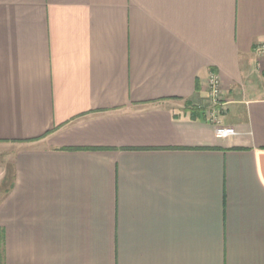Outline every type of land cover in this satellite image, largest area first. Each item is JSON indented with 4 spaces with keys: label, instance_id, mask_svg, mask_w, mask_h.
Segmentation results:
<instances>
[{
    "label": "crops",
    "instance_id": "crops-1",
    "mask_svg": "<svg viewBox=\"0 0 264 264\" xmlns=\"http://www.w3.org/2000/svg\"><path fill=\"white\" fill-rule=\"evenodd\" d=\"M259 44L264 0H0L5 264H264Z\"/></svg>",
    "mask_w": 264,
    "mask_h": 264
},
{
    "label": "built area",
    "instance_id": "built-area-1",
    "mask_svg": "<svg viewBox=\"0 0 264 264\" xmlns=\"http://www.w3.org/2000/svg\"><path fill=\"white\" fill-rule=\"evenodd\" d=\"M256 52L264 56V44L256 47ZM208 89L213 109H206V114L215 124L216 135L219 138H227L235 133V128L231 125L224 124L220 117V111L224 109V92L222 88L221 77L218 73L211 72L208 78ZM220 109V110H219Z\"/></svg>",
    "mask_w": 264,
    "mask_h": 264
},
{
    "label": "rangeland",
    "instance_id": "rangeland-1",
    "mask_svg": "<svg viewBox=\"0 0 264 264\" xmlns=\"http://www.w3.org/2000/svg\"><path fill=\"white\" fill-rule=\"evenodd\" d=\"M13 149V146L9 144L0 145V163L4 162L8 167L11 166Z\"/></svg>",
    "mask_w": 264,
    "mask_h": 264
},
{
    "label": "trees",
    "instance_id": "trees-1",
    "mask_svg": "<svg viewBox=\"0 0 264 264\" xmlns=\"http://www.w3.org/2000/svg\"><path fill=\"white\" fill-rule=\"evenodd\" d=\"M0 264H5V257L3 254V232L0 230Z\"/></svg>",
    "mask_w": 264,
    "mask_h": 264
}]
</instances>
